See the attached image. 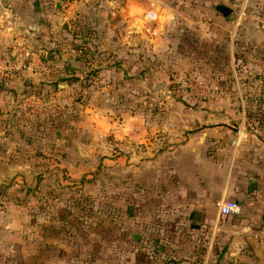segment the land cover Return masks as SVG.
<instances>
[{"label": "rangeland", "instance_id": "374dc122", "mask_svg": "<svg viewBox=\"0 0 264 264\" xmlns=\"http://www.w3.org/2000/svg\"><path fill=\"white\" fill-rule=\"evenodd\" d=\"M11 1L9 17L16 21V13L23 15L17 19V29L24 37V48L29 53H36L37 48L43 50L36 60L39 57L46 62L50 58L49 63H55L51 51L56 49L58 54L65 39L75 62L90 69L87 79L97 76L96 67L100 65L113 66L119 72L115 80L119 84L115 89L118 97H108L101 104H94V100L90 103L88 92L81 94L77 88L70 100L63 102L58 93L47 103L40 99L36 105L26 104L14 114L20 120L17 128L23 142L33 146L34 155L40 159V171L45 174L34 176L31 182L12 185V190L11 185L2 188L0 209L19 207L23 213L26 211L15 217L22 221L23 232L18 234V240L31 242L38 233L45 253L48 242L55 241L57 248L66 244L73 256L83 257L56 264H85L88 248L78 250L83 245L104 242L105 251H119L115 245L109 246L115 241L113 230L128 225L129 217L146 215L147 225L175 227V212L169 207L167 213L168 205L160 203V151H169L163 159L170 166L173 147L192 134L203 133L209 145L224 143L227 133L233 135V142H246L253 136H245V129L258 137L264 134L254 131L264 127V0H135L136 7L127 17L107 12L96 22L84 19L72 7L71 18H57L59 28L54 27L52 14L61 9L63 0ZM217 5L228 7L230 13L224 16ZM149 10L155 12L153 20L145 17ZM33 32L41 34L40 41L36 40L39 46L32 40ZM33 59L34 56L27 57L26 68L35 70ZM58 77L64 83L65 77ZM37 92L42 94L41 90ZM63 114L71 117L64 118ZM53 116L59 120L47 132L44 121ZM68 122L72 127L81 123L87 134L82 139H87L93 152L58 150L53 129L68 127ZM119 127L136 133V165L143 160L157 162L147 171V180L129 185L127 171L114 168L117 163H112L117 157L125 162L129 154L126 148L112 146L100 151L103 137L109 143L118 141L113 134L102 136L101 132ZM39 132H46L45 141L38 137ZM67 154L73 162L64 166L61 159ZM53 161L59 164V171H55L59 181L52 177ZM141 174L145 172L139 171ZM32 227L38 229L33 235ZM32 249L27 244L18 252L29 257ZM182 249H169L167 254L178 258ZM95 250L87 259L96 255Z\"/></svg>", "mask_w": 264, "mask_h": 264}, {"label": "crops", "instance_id": "0c3cea01", "mask_svg": "<svg viewBox=\"0 0 264 264\" xmlns=\"http://www.w3.org/2000/svg\"><path fill=\"white\" fill-rule=\"evenodd\" d=\"M10 3L11 0H0V64L8 62L24 65L29 61L26 60L27 57L34 56L36 67L33 70L31 66L26 68L24 65L9 75H5L0 69V197L2 188L11 185L9 189L12 190V185L31 182L34 176L45 174L40 171V159L34 155L33 146L23 142L21 138L22 134L18 129L20 120L14 117L15 113L21 112L20 109L26 104L36 105L40 99L46 100L47 103L58 93H61L63 102L70 100L73 90L77 88L81 90V94L88 92L90 103L94 100V104H101L108 97H118L115 89L119 86L115 82L119 72L113 66H97V76L87 79L86 73L88 74L87 70L90 69L83 63L75 62L65 39L58 54L56 49L51 51L55 54L52 56L56 60L55 63L50 64V58L46 62H41L39 57L36 60L35 56L40 55L43 50L37 48L36 53H29L24 48V37L17 29V19L23 15L16 13V21L9 17L12 16ZM72 7L77 8L83 18L86 17L90 21L94 19L96 22L107 12L121 18L127 17L136 7V3L135 0H63L61 9L52 14L54 27L59 26L57 18L61 21V16L65 20L73 16ZM29 27L31 28L30 25ZM31 36L35 45L39 46L40 43H36V40H39L38 36L41 34L33 32ZM50 43L49 48H52ZM51 44L55 42L52 41ZM58 75L65 77L62 80L64 83H60ZM73 77H76L74 81ZM61 85L64 87L61 88ZM39 90L42 94L37 95ZM242 102H245L244 99ZM63 117L69 119L71 115L63 114ZM55 120H59L58 116L48 118L44 121L43 129L50 132L49 129ZM74 124L72 127L68 122V127L53 129L58 150L65 153L93 152L94 149L89 148L87 139H82L87 134L80 127L81 123ZM260 130L264 132V127L254 131L260 134ZM245 131V136H253L246 142H233V135L224 133L225 142L215 145H209L203 138V133L192 134L188 140L178 142L173 147L170 166L168 161L163 159L169 151H160V203L168 205L165 209L167 213L169 207L175 212L177 224L174 228L163 224L153 226L147 225L146 215L142 218L129 217L128 225L113 230L115 241L109 246L115 245L119 251H105L104 242H101V245L78 247L81 251L88 248L86 259L83 260L85 264H264V134L258 137L247 129ZM108 132L102 131L101 134H113L118 141L111 140L112 143H109L103 137L100 151L105 152L112 146L121 150L126 148L129 154L125 162L121 161L120 156L117 157V161L113 160L112 163H117L114 168L121 172L127 171L126 179L129 185L132 182L147 180L150 177L147 176V171L157 162L143 160L140 166L136 165L133 149L135 131L119 127L116 130L108 129ZM233 134L237 132L234 131ZM37 135L42 138V142L45 141L46 132H39ZM61 161L67 166L73 162V158L67 154ZM147 163L150 164L146 165ZM57 165L59 164L53 161L50 168L53 170V179L57 178L59 181L55 174V171H59ZM139 171L145 174L139 175ZM170 174H173V180ZM44 180L42 179V182ZM222 200L236 201L240 206L239 213L221 215L217 203ZM25 213L26 211L23 213V209L19 207L0 209V249H4V252H0V264H56L83 258L73 256L69 250L71 247L67 249L66 244L57 248L55 241L48 242V251L45 253L44 244L36 233L38 229L34 227L32 235L36 233V237H33L31 242L18 240V234L23 232L22 221L15 217ZM95 233L102 235L99 230ZM27 244L33 248L32 254L29 257L21 256L19 248H24ZM93 248L96 255L87 259V255L93 253ZM175 248H183L177 254L178 258L167 254L169 249ZM210 249H213L211 254ZM15 251L17 253L13 254Z\"/></svg>", "mask_w": 264, "mask_h": 264}, {"label": "built area", "instance_id": "2783aa9c", "mask_svg": "<svg viewBox=\"0 0 264 264\" xmlns=\"http://www.w3.org/2000/svg\"><path fill=\"white\" fill-rule=\"evenodd\" d=\"M145 17L147 20H153L155 18L154 10H149L145 13ZM22 64L16 63H4L0 64V69L5 73V75H9L14 71L19 70L22 68ZM29 67V66H28ZM218 212L221 215H229V214H236L240 211L239 204L234 200H222L217 203Z\"/></svg>", "mask_w": 264, "mask_h": 264}, {"label": "water", "instance_id": "95a60500", "mask_svg": "<svg viewBox=\"0 0 264 264\" xmlns=\"http://www.w3.org/2000/svg\"><path fill=\"white\" fill-rule=\"evenodd\" d=\"M216 9L222 13L224 16H227L230 13V9L228 7H225L223 5H217ZM135 237V236H133Z\"/></svg>", "mask_w": 264, "mask_h": 264}]
</instances>
